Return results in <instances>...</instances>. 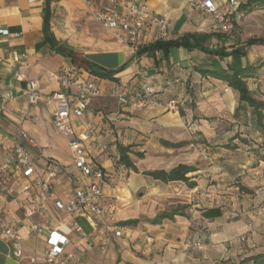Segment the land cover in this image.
I'll use <instances>...</instances> for the list:
<instances>
[{
    "label": "crops",
    "instance_id": "0c3cea01",
    "mask_svg": "<svg viewBox=\"0 0 264 264\" xmlns=\"http://www.w3.org/2000/svg\"><path fill=\"white\" fill-rule=\"evenodd\" d=\"M122 1H145L152 10L169 21L165 38H157L152 29H145L142 32L145 45L196 33L211 35L205 46L224 47L230 51L246 40L221 33L210 17L191 7V0ZM221 10L226 11L225 4L221 5ZM45 14L49 35L43 31ZM0 28L8 31L0 34V131L4 135L0 144V159L24 131L36 142L32 154L38 173L44 175L49 163L59 169L61 184L56 188L57 200L65 201L77 182L66 139L54 129L51 121L53 104L48 103L47 99L51 93L61 90L53 73L68 70L80 78L97 80L106 85L143 78L166 96L174 97L178 106L181 105V109L170 110L129 105L122 109V116L116 125L110 126L106 117L119 107L115 100L102 97L92 100L80 117H72L71 123L78 131L89 130L110 142L108 152L96 154L95 160L106 172L101 181L102 204L106 214L114 217L122 234L120 237L111 235L104 250L85 248L71 228L73 220L67 219L54 203L47 206L41 219L46 229L65 222L68 229L64 232L71 239L70 247L75 248L88 264H224L264 253L255 252L256 241L263 240L264 244V216L261 218L257 210L247 213L248 218L240 214L229 222L224 221L220 207V216L204 217L203 211L212 207L202 210L195 208H199L208 198L212 200L214 194L210 187L207 188L208 175L203 167L192 165L195 170L186 174L193 186L182 181L165 183L142 172L154 169L168 171L180 163L191 165L186 157L167 153L162 161L159 160L162 165L141 168L134 157L142 159V155L135 153V147L131 146L133 142H140L147 132L158 134L160 142L163 139L186 143L189 137L183 128L185 124L192 123L196 112L209 106L204 102L207 92L211 99L217 103L221 99L222 106L234 110L238 105L237 93L225 82L199 73V69L211 68L216 61L222 66L229 64L231 57L218 60L198 49L183 47L169 48L166 53L157 49L152 53L131 54L124 44L113 39L110 30L92 19V9L81 0H0ZM256 48L261 49L263 45L245 48L246 53L240 59L243 65L251 64L258 56ZM68 51L76 54V61L71 60ZM81 59L84 63L114 71L115 80L90 74L79 64ZM19 72L23 73V79L17 78ZM173 77H179L180 81L164 85L165 80ZM187 79L192 81L193 92L187 89ZM28 80L38 84L41 98L36 104L27 101ZM208 84L215 85L217 90H208ZM222 92L226 95L224 98L219 97ZM212 106L216 107L215 103ZM117 144L130 146L128 155L138 171L124 166L117 170L113 168L112 161L118 158ZM161 145L168 152L178 148ZM66 151L69 158L65 157ZM224 176L225 173L217 171L211 179L223 180ZM10 181L9 174L0 173V184ZM222 184L220 181L217 187L221 188ZM201 193H210V196L205 197ZM258 193L250 199L252 202L259 200L261 194ZM0 201L5 207V217L20 226L23 251L42 252L46 246V236L33 234L28 228V221L22 219L23 199L8 196L0 188ZM163 214L166 216H161ZM75 220L92 234L101 228L99 223L84 215H78ZM196 239L202 243L200 248L193 249L199 254L190 252L184 245L186 241ZM0 264L29 263L12 257L7 240L0 236Z\"/></svg>",
    "mask_w": 264,
    "mask_h": 264
},
{
    "label": "built area",
    "instance_id": "2783aa9c",
    "mask_svg": "<svg viewBox=\"0 0 264 264\" xmlns=\"http://www.w3.org/2000/svg\"><path fill=\"white\" fill-rule=\"evenodd\" d=\"M92 9V19L111 31L113 39L124 44L131 54L146 44L142 35L145 29H152L157 38H165L169 21L152 10L145 1L122 0H81ZM245 0H191V7L199 9L210 17L217 29L225 34H231L235 29L234 19H245L248 13L240 9ZM225 4L226 11L221 10ZM0 28V34L7 33ZM2 58L0 57V62ZM59 83L61 90L48 96V103L53 104L51 121L54 129L66 139L73 165L76 169V185L72 194L65 200L56 199V188L61 184L59 169L54 164H47L44 175L38 173L37 163L32 154L36 142L24 131L6 150L0 159V173L10 175V182H2L0 188L8 196H19L23 199L22 219L28 221V228L35 235L46 236V246L42 252L34 250L25 253L22 248L23 236L20 226L5 217V207L0 201V236L7 240L9 253L17 261L25 260L29 264H88L71 248V239L64 230L68 229L65 222L57 227L46 229L41 219L47 206L54 203L67 219L72 222V230L78 235L79 242L85 248L97 247L105 249L111 235L120 237L121 228L114 217L107 215L102 204L103 190L101 181L106 175L104 167L95 160V155L107 153L110 142L98 134L78 131L71 123L72 117H80L88 104L98 98H110L116 101L119 109L107 115L110 126L116 125L122 116V109L129 105L138 107H155L164 110L177 109L178 102L163 91H159L146 79H134L126 83L114 82L103 84L93 79H83L68 70L52 74ZM17 78L23 79L19 72ZM179 77L164 81V85L178 83ZM27 101L36 104L41 94L36 81L26 83ZM4 135L0 131V144ZM209 197L210 193H201ZM78 215H84L91 221L101 225L95 233L85 231L75 220ZM245 236H243L244 238ZM186 248H200L199 239L188 240Z\"/></svg>",
    "mask_w": 264,
    "mask_h": 264
},
{
    "label": "rangeland",
    "instance_id": "374dc122",
    "mask_svg": "<svg viewBox=\"0 0 264 264\" xmlns=\"http://www.w3.org/2000/svg\"><path fill=\"white\" fill-rule=\"evenodd\" d=\"M247 13L248 17L245 19H235L231 15L235 29L229 35L242 37L244 40L248 37L264 38V7L255 8ZM255 52L258 56L254 57L251 64L256 68L254 75L247 79V85L255 98L264 101V64H262L264 45L261 49L256 48ZM186 83L187 89L193 92L191 79H187ZM207 87L210 91L217 90L212 84H208ZM209 94L208 92L205 94L208 96L204 101L209 106H205L206 109L203 111L196 112L192 123L185 124L183 128L189 137L182 145L183 147L168 152L162 147L158 134L147 132L143 134L140 142L131 144L136 149L135 153H142V159L137 156L134 157L135 161L141 168H151L162 165L159 160L162 161L167 153H174L177 157H186V161L191 165L203 167L208 175L207 188L210 187L209 189L214 194L212 200L206 199L195 210L218 206L222 208L224 221L227 222L236 218V215H247L252 210H257V214L263 218L264 161L261 159L264 155V119L263 126H259L251 108L247 105L244 104L235 113L233 109L228 110L227 106H222L221 99L217 103L209 97ZM225 96L222 92L219 97L224 98ZM213 103L216 107L212 106ZM178 109H181V105ZM64 154L66 158H69L67 151ZM112 164L115 170L122 167L117 160H113ZM217 171L225 173L223 180L211 179ZM220 181L224 183L221 188L217 187ZM258 192L261 194L260 198L254 203L250 199L258 195ZM215 197H217V202ZM262 241H256L255 252L264 251ZM189 251L195 252L193 249ZM196 252L199 254V251ZM240 260L237 259L235 262Z\"/></svg>",
    "mask_w": 264,
    "mask_h": 264
},
{
    "label": "trees",
    "instance_id": "16d2710c",
    "mask_svg": "<svg viewBox=\"0 0 264 264\" xmlns=\"http://www.w3.org/2000/svg\"><path fill=\"white\" fill-rule=\"evenodd\" d=\"M264 7V0H245L240 4V9L246 12H251L255 8ZM43 31L46 35H49V23L48 18L45 14L43 21ZM210 34H185L177 39L170 40H156L154 43L143 45L139 47L136 51V55H141L143 53H152L157 49H162L164 53L167 52L169 48L172 47H183L186 49H198L204 53L215 56L218 60H222L225 57H231L232 61L229 64L222 66L218 61L214 62L211 68L199 69L201 76H209L219 79L227 84L233 91L238 95V105L234 108V112L238 110L245 104L251 108L253 115L255 116V121L259 126H263L264 119V101L255 98L247 85V79L254 75L255 65L245 64L243 65L240 61L246 53L245 48L252 45H264L263 37H249L242 44L233 48L230 51H226L224 47L211 48L205 46L206 40L210 37ZM67 55L71 57V60L76 61L77 56L71 51L67 52ZM79 64L84 66L90 74L109 80H115L113 77L114 71L101 69L93 64L83 62L84 60H79ZM264 64V60L262 62ZM168 97V96H167ZM174 98V97H170ZM182 114V112H180ZM161 143L166 147H179L185 144V142H169L166 140H161ZM118 158L117 162L126 168H131L133 171H138L135 165L129 158L128 152H130V146H123L122 144H117ZM142 154L139 153V156ZM264 161V155L262 159ZM195 170L192 165L178 164L170 170L166 171L164 169H154L146 170L142 173L149 175L154 179L160 180L162 182L170 181H182L189 186H193L194 183L189 181V177L186 175L189 172ZM206 218H215L221 215V209L219 207L208 208L203 211L202 214ZM161 216H166L165 214ZM135 221H132V223ZM264 264V253L254 254L241 259L238 262H230L224 264Z\"/></svg>",
    "mask_w": 264,
    "mask_h": 264
}]
</instances>
